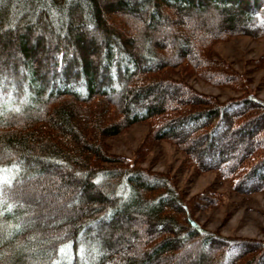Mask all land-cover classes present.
I'll return each instance as SVG.
<instances>
[{"label": "trees", "instance_id": "trees-1", "mask_svg": "<svg viewBox=\"0 0 264 264\" xmlns=\"http://www.w3.org/2000/svg\"><path fill=\"white\" fill-rule=\"evenodd\" d=\"M234 37L264 39V0H0V264H264V240L194 217L219 205L224 182L264 193V101L214 53ZM134 124L148 131L130 161L107 141ZM160 141L216 181L187 197L142 168ZM36 193L64 213L25 228L31 208L15 198ZM133 217L141 226L122 229Z\"/></svg>", "mask_w": 264, "mask_h": 264}, {"label": "rangeland", "instance_id": "rangeland-1", "mask_svg": "<svg viewBox=\"0 0 264 264\" xmlns=\"http://www.w3.org/2000/svg\"><path fill=\"white\" fill-rule=\"evenodd\" d=\"M16 48L14 46L11 49L15 51ZM214 53L215 56L231 62L236 70L247 72L251 79V90L258 95L260 100L264 101V84H258L260 79L264 77V39L234 37L216 45ZM13 56L16 57L15 55ZM259 58L263 59L262 64L256 70H252V63ZM188 83L197 91L216 96L222 101L235 96V93L229 89L209 86L197 79H189ZM147 131L148 128L144 124L130 126L119 135L107 141L110 152L133 161ZM142 157H144L140 162L142 168L174 177L177 180L179 190L183 191L187 197H192L202 192L216 181L213 172L194 173L192 168L184 164V156L166 141L155 143ZM43 178L45 180L42 182V185L40 183L39 188L44 186L47 181H51L50 177L44 176ZM218 191L222 193L221 202L214 208L196 212L194 217L198 223L207 231L224 238H244L263 241L264 193L251 196L238 195L231 192L226 182L218 187ZM37 194L31 196L33 198L30 197L29 202L22 200L20 197L15 198L19 209L23 206L31 208L29 214L25 216L26 220L23 223V227L25 228L37 226L40 229V226H43V223L45 224L46 219L50 218V216L53 217L64 213V208H62L58 198H55L51 194ZM139 221L138 218L133 217L132 219L121 220L119 225L122 229H131V227L137 229L141 226ZM104 230L108 231L109 228H105ZM113 237L116 240L120 239L121 234L115 232ZM164 262L166 264H186L188 260L179 261L177 259L175 261ZM150 264L163 263L158 259Z\"/></svg>", "mask_w": 264, "mask_h": 264}, {"label": "snow or ice", "instance_id": "snow-or-ice-1", "mask_svg": "<svg viewBox=\"0 0 264 264\" xmlns=\"http://www.w3.org/2000/svg\"><path fill=\"white\" fill-rule=\"evenodd\" d=\"M0 171H3V170H0Z\"/></svg>", "mask_w": 264, "mask_h": 264}]
</instances>
